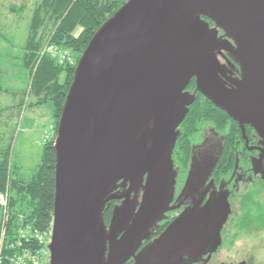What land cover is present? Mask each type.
Here are the masks:
<instances>
[{
	"label": "water",
	"instance_id": "95a60500",
	"mask_svg": "<svg viewBox=\"0 0 264 264\" xmlns=\"http://www.w3.org/2000/svg\"><path fill=\"white\" fill-rule=\"evenodd\" d=\"M218 29L234 44V88L218 79ZM191 78L195 91L264 142V0H125L98 27L56 124L48 264H125L129 257L131 264H181L204 251L194 238L208 223L206 206L180 213L136 253L161 204L155 194L145 192L133 216L122 208L109 224L103 216L109 200L127 196L111 193L116 181L132 187L145 173L161 176L188 110L183 102L193 100L184 93Z\"/></svg>",
	"mask_w": 264,
	"mask_h": 264
},
{
	"label": "trees",
	"instance_id": "16d2710c",
	"mask_svg": "<svg viewBox=\"0 0 264 264\" xmlns=\"http://www.w3.org/2000/svg\"><path fill=\"white\" fill-rule=\"evenodd\" d=\"M125 0H40L32 9L27 25V33L23 45L22 65L27 75L26 86L20 90H8L2 85L0 71V90L9 92L19 99L12 106L0 107V118L3 116L6 125L18 116L21 107L30 108L48 106L52 119L51 139L42 146L40 163L32 174L24 178L18 167L11 160V145L14 130L2 128L0 134V192L7 194L6 221L2 222L0 206V228L2 246L0 248V264H11L13 257L23 251L33 254L40 249L36 239L22 237L20 227L30 225V231H48L51 228L54 198V164L55 152L53 140L56 124L60 117L63 102L73 80L74 69L81 52L98 27L121 6ZM11 11H21L22 6H11ZM211 26L213 22L206 19ZM78 29V32L75 31ZM46 43H53L70 50L74 56L72 64L58 63L48 55H40ZM193 87L191 81L188 87ZM32 100L26 102L25 98ZM7 111L6 118L3 115ZM206 125H210L221 134L227 135L225 148L243 145L239 142L240 132L235 121L224 111L212 104L200 94L193 98L188 110L179 124L181 132L174 143L172 156L184 169L190 155L191 144L201 138L200 134ZM4 127V126H3ZM5 131V133H4ZM1 133V132H0ZM242 140V139H241ZM231 153H224V162ZM244 195L241 203L242 214L233 217L232 223L239 226H250L260 223L264 226V205L253 206L254 199ZM255 206L257 203H254ZM104 220H108V209H104ZM158 234V233H157ZM46 248V252H47ZM48 253V252H47ZM26 264H35L29 258ZM45 264H48L46 262ZM129 264V262L125 263Z\"/></svg>",
	"mask_w": 264,
	"mask_h": 264
},
{
	"label": "flooded vegetation",
	"instance_id": "af4514ba",
	"mask_svg": "<svg viewBox=\"0 0 264 264\" xmlns=\"http://www.w3.org/2000/svg\"><path fill=\"white\" fill-rule=\"evenodd\" d=\"M217 35L219 39L215 43L217 47L212 51V55L216 58L220 68L218 79L224 85L234 88L240 78V69L234 61V44L231 42L232 46L229 45L219 29ZM191 81L194 86L188 87ZM188 85L184 88L186 100L190 95L194 98L197 94L205 99L200 92L195 91L194 78H191ZM186 103L184 101L183 105L188 107ZM235 123L241 137L238 141H242L243 145L225 148L227 135L206 125L200 134L201 138L191 144L190 155L184 169L172 156L175 139L181 132V130L178 131L179 123L175 129V138L169 151L168 161L163 164L161 176L156 178L153 174L147 178L145 173L132 187L128 181H116L111 193L127 196L121 199H111L106 203L108 220L105 223H110L115 208H122L123 214L121 215L125 217L129 212L133 216L140 206L144 193L155 194L161 204L154 221L142 234L135 250L136 253L180 213L206 206L209 214L208 223L205 229H202L194 238V243L200 248L204 247V251L183 256L181 264H250L247 263V258H240L230 263L222 259L219 254L220 250L227 249L234 244L232 239L235 234L241 233V230L249 232L251 228L263 229L264 227L260 223L250 226H239L236 222L232 223L234 216L237 218L242 214L241 203L245 194H249L248 197L254 199L255 208L258 204L264 205V142L249 124H244L243 133L238 122L235 121ZM224 153L225 155L231 153L226 158L229 160L227 164L221 163L225 161ZM254 203L257 205L255 206ZM127 262L131 264L132 258L129 257L125 263Z\"/></svg>",
	"mask_w": 264,
	"mask_h": 264
},
{
	"label": "rangeland",
	"instance_id": "374dc122",
	"mask_svg": "<svg viewBox=\"0 0 264 264\" xmlns=\"http://www.w3.org/2000/svg\"><path fill=\"white\" fill-rule=\"evenodd\" d=\"M39 1L0 0V71H2V85L8 90L20 91L26 86L27 75L22 65V47L32 9ZM11 6H22L23 9L14 12L11 11ZM77 32L78 29L75 33ZM18 99L17 94L14 96L0 90V107L12 106ZM25 100L29 102L32 98L26 97ZM49 112L48 106L35 108L23 106L18 116L6 125H3L6 122L4 117L0 118V134H2V128L9 130V133L14 130L11 160L17 165L20 175L24 178L29 177L40 163L42 146L47 139L53 136V122ZM6 113L5 110L3 115ZM251 229L249 232L241 230V233L235 234L232 239L234 244L227 249L220 250L221 258L230 263L240 258H247V263L264 264V227L263 229ZM1 233L0 228V239ZM42 254L37 261L38 264L48 262L49 253L45 250Z\"/></svg>",
	"mask_w": 264,
	"mask_h": 264
},
{
	"label": "built area",
	"instance_id": "2783aa9c",
	"mask_svg": "<svg viewBox=\"0 0 264 264\" xmlns=\"http://www.w3.org/2000/svg\"><path fill=\"white\" fill-rule=\"evenodd\" d=\"M48 55L52 59H54L58 63L63 64H72L74 62V56L72 52L62 46L55 45L53 43H46L40 51V55ZM6 201L7 194L0 192V206L2 207V222L5 224L6 221ZM19 234L22 237H31L35 238L37 243L42 246L40 249L35 250L33 254H30L27 251H23L20 255H16L13 257V261L11 264H26V260L31 258L35 264H38L37 261L42 256L43 252H45L47 248V244L50 240L51 228L48 231H38L32 230L30 231V225H24L20 227ZM2 246V242L0 241V248Z\"/></svg>",
	"mask_w": 264,
	"mask_h": 264
}]
</instances>
